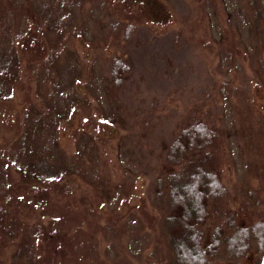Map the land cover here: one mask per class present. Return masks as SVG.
Here are the masks:
<instances>
[{"label": "rangeland", "instance_id": "obj_1", "mask_svg": "<svg viewBox=\"0 0 264 264\" xmlns=\"http://www.w3.org/2000/svg\"><path fill=\"white\" fill-rule=\"evenodd\" d=\"M66 1L45 42L51 62L41 61L37 42L18 41V13L3 19L13 40H3L1 50L18 56L19 79L10 74L0 94V150L34 159L43 146L64 177L41 186L11 165L17 195L0 208V264H11L18 237L30 231L41 257L59 237L40 264H159L164 248L151 186L169 168L165 146L193 108L222 129L228 207H238L250 183L260 202L239 217L264 216L256 119L264 91L254 76L264 59V24L254 27L255 0ZM14 3L0 0V14ZM128 23L134 30L125 37ZM114 53L127 59L130 72L113 92L107 72ZM28 126L26 142H18ZM242 262L251 264L252 256Z\"/></svg>", "mask_w": 264, "mask_h": 264}, {"label": "trees", "instance_id": "obj_2", "mask_svg": "<svg viewBox=\"0 0 264 264\" xmlns=\"http://www.w3.org/2000/svg\"><path fill=\"white\" fill-rule=\"evenodd\" d=\"M257 1L254 4V27L262 30L260 23L264 24V0ZM34 2L40 5L38 11L35 10ZM66 3V0H15L13 6L7 5L5 13L0 14V94L7 93L8 82L13 77L19 79L18 56H12V50H1L2 41L10 38L9 19L3 20L6 14L18 13L21 16L24 31L17 34L18 41L27 42L31 39L37 42L45 55L41 61L51 62L53 51L48 50L45 42L50 31L55 29V24L58 25ZM133 30L131 23L126 24L125 37ZM56 50L57 47L54 53ZM129 72L127 59L116 53L110 55L107 72L109 89L113 92L120 90ZM10 74L12 78H9ZM254 76L264 91V59L261 57L256 61ZM256 119L259 123L258 146L260 151H264V113L258 114ZM221 130L208 113L200 115L193 108L165 146L163 163L169 168L155 176L151 186L152 205L159 214L164 248V256L159 264H244L242 261L249 256H252L251 264H263L264 216L256 219L250 216L246 221L239 217L241 211L251 214L258 207V188L246 183L247 186L241 190L238 207H228V192L221 179ZM24 132V137L17 138L18 142H26L29 126ZM22 147L25 151V146ZM43 149V146L34 149V159H28L27 154H18L16 149L0 150V208H4L17 195L15 185L11 183V165L23 171V178L28 183L46 186L62 180L63 169L54 164ZM23 225L20 223L19 228H23ZM32 233L30 231L27 237H18L21 239L12 254L11 264H40L41 260L49 259L54 253L59 237L53 236L55 245H48L41 257L33 236L35 234ZM59 261L63 264L70 260L65 258ZM59 261L52 264H60Z\"/></svg>", "mask_w": 264, "mask_h": 264}]
</instances>
